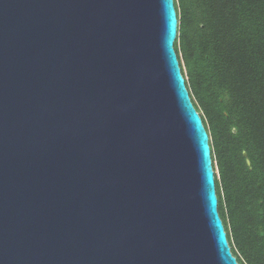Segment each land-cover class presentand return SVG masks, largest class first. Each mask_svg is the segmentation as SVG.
Listing matches in <instances>:
<instances>
[{"label": "water", "instance_id": "1", "mask_svg": "<svg viewBox=\"0 0 264 264\" xmlns=\"http://www.w3.org/2000/svg\"><path fill=\"white\" fill-rule=\"evenodd\" d=\"M174 0H0V264H240Z\"/></svg>", "mask_w": 264, "mask_h": 264}, {"label": "trees", "instance_id": "2", "mask_svg": "<svg viewBox=\"0 0 264 264\" xmlns=\"http://www.w3.org/2000/svg\"><path fill=\"white\" fill-rule=\"evenodd\" d=\"M174 6V48L215 155L231 252L240 264H264V0Z\"/></svg>", "mask_w": 264, "mask_h": 264}, {"label": "rangeland", "instance_id": "3", "mask_svg": "<svg viewBox=\"0 0 264 264\" xmlns=\"http://www.w3.org/2000/svg\"><path fill=\"white\" fill-rule=\"evenodd\" d=\"M199 111H200V113H202L200 109H199ZM212 161H213L214 171H215L216 177H217V179H219V176H218V169H217V165H216V159H215V155L213 154V152H212ZM232 246H233V245H232ZM233 247H234V246H233Z\"/></svg>", "mask_w": 264, "mask_h": 264}, {"label": "built area", "instance_id": "4", "mask_svg": "<svg viewBox=\"0 0 264 264\" xmlns=\"http://www.w3.org/2000/svg\"><path fill=\"white\" fill-rule=\"evenodd\" d=\"M215 172V171H214Z\"/></svg>", "mask_w": 264, "mask_h": 264}]
</instances>
